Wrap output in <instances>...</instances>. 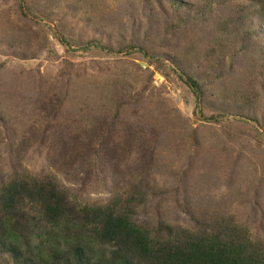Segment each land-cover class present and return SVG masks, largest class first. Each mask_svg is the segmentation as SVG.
I'll return each mask as SVG.
<instances>
[{
    "label": "rangeland",
    "instance_id": "obj_1",
    "mask_svg": "<svg viewBox=\"0 0 264 264\" xmlns=\"http://www.w3.org/2000/svg\"><path fill=\"white\" fill-rule=\"evenodd\" d=\"M186 1L202 8L198 0ZM137 3L25 0L26 19L19 0H0V176L54 175L85 205L139 189L149 196L135 218L139 224L193 228L226 214L253 240H264L261 21H253L259 33L237 53L232 73L235 84L247 80L249 108H227L231 114L220 119L212 99L223 88L218 82L203 115H196L193 93L166 61L150 65L140 53L83 49L93 40L114 49L144 43L162 60L178 62L194 46L208 47L215 16L194 23L195 15L183 13L184 23L174 29L177 17L166 6L173 30L161 38L163 47L144 39L148 12ZM207 64L189 72L203 80ZM41 244L53 243L35 230V251L43 252Z\"/></svg>",
    "mask_w": 264,
    "mask_h": 264
},
{
    "label": "trees",
    "instance_id": "obj_2",
    "mask_svg": "<svg viewBox=\"0 0 264 264\" xmlns=\"http://www.w3.org/2000/svg\"><path fill=\"white\" fill-rule=\"evenodd\" d=\"M19 1L22 16L29 19L25 0ZM198 1L202 8L186 0H138L137 3L142 12H148L144 39L153 37L163 47L161 38L173 30L169 11L177 17L174 29L184 23L183 13L195 15L194 23L201 15L216 17L215 28L208 34V47L198 50L202 47L200 43L178 62L165 57L162 60L144 43L134 42L114 49L93 40L83 49H99L113 56L140 53L150 65L167 62L168 68L193 93L196 115H203L218 82L223 88L212 94V99L221 110L218 116L225 119L231 114L227 108L244 111L251 103L246 78L239 77L235 84L232 73L236 71L237 53L246 51L259 33L252 27L255 19L261 21L264 31V0ZM166 6L168 12H163ZM31 19L37 21L35 17ZM237 37L241 38L238 49ZM60 41L71 50L66 40L60 38ZM204 61L208 63L207 69L200 80L189 71ZM207 120L219 122L217 116ZM148 198L146 192L136 189L106 204L85 205L71 196L54 175L0 176V264H264V240H253L246 227L226 214L204 218L193 228L168 222L156 227L139 224L135 218ZM35 230L46 234L48 242L53 243L41 244L45 248L43 252L35 251L32 246Z\"/></svg>",
    "mask_w": 264,
    "mask_h": 264
}]
</instances>
